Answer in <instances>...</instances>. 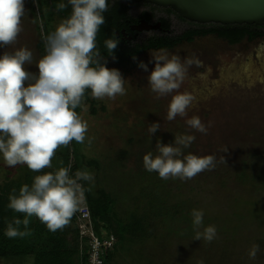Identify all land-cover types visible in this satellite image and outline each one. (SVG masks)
Returning a JSON list of instances; mask_svg holds the SVG:
<instances>
[{"label":"rangeland","instance_id":"rangeland-1","mask_svg":"<svg viewBox=\"0 0 264 264\" xmlns=\"http://www.w3.org/2000/svg\"><path fill=\"white\" fill-rule=\"evenodd\" d=\"M24 9L17 43L0 46V56L26 47L33 53V63L26 64L25 71L38 74L39 21L33 18L29 0H24ZM145 9L132 5L128 12L134 16ZM154 16L162 15L157 12ZM169 21L172 34L188 27L175 17ZM60 22L57 17L48 22L47 34ZM148 35L143 32L138 38ZM158 51L147 50L135 58L147 65V72L138 66L117 67L111 60L105 61L127 81L126 94L115 100L90 96L95 114H90L88 103L79 114L87 122L88 131L85 142L76 143L78 150L97 166H83L94 176V182H88L90 191L102 188L110 193L121 216L132 209L150 214L147 233L119 240L108 264H264V37L229 44L206 35L166 50L182 59L195 56L203 63L189 69L179 91L195 97L189 117L199 116L207 134L191 129L187 118L166 119L171 97L156 99L147 81L154 67L149 63L150 54ZM152 123L161 127L150 136L148 126ZM178 134L195 136L190 147L184 149L185 155H214L216 167L187 181L162 180L158 173H149L143 167V156L148 152L155 156L158 140L170 145ZM221 157L225 164L220 162ZM24 168L7 167L0 158V186L21 175ZM158 203L163 215L156 213ZM193 209L203 211V226H215L217 237L212 242L193 240ZM253 244L261 249L255 260L248 257ZM0 264L4 260L0 259Z\"/></svg>","mask_w":264,"mask_h":264},{"label":"clouds","instance_id":"clouds-1","mask_svg":"<svg viewBox=\"0 0 264 264\" xmlns=\"http://www.w3.org/2000/svg\"><path fill=\"white\" fill-rule=\"evenodd\" d=\"M69 6L70 15L43 37L45 54L35 62L38 74L25 71L24 66L33 63V53L26 47L0 56V158L7 167L25 165L36 173L52 168V159L59 148L68 147L72 141L85 142L88 124L75 109L82 107L86 91L90 90V96L96 100H115L126 94L127 81L119 70L104 66L97 44V35L105 23L103 14L109 8L108 0H67V3H58L56 10L63 11ZM24 15V0H0V46L17 43ZM118 43L117 39H106L104 48L111 54ZM150 55L149 63L154 64L147 77L150 90L156 99L171 97L166 119L187 118L185 122L191 129L207 134L208 129L199 116L189 117L195 97L179 91L189 69L194 65L202 67V61L195 56L182 59L165 49ZM138 67L148 71L143 62ZM160 127L158 123L148 126L150 136ZM194 140V135L181 134L170 145H162L158 140L157 154H145L143 167L149 173H158L162 180L181 181L213 170L217 164L214 155L184 154V149ZM88 143L91 144V139ZM227 150L225 147L223 151ZM220 162L225 164L223 157ZM70 169L71 166L60 167L54 172L36 175L30 186L24 184L19 188L18 194L12 189L7 207L24 214L25 218L7 224V238L30 236V217H36L51 232L69 224L84 201L85 192L91 190L80 182L90 185L94 182L89 171L77 170L70 175ZM203 216L202 210L191 212L193 240L210 243L216 239L217 230L212 225L203 226ZM260 251V246L253 244L249 259L255 260Z\"/></svg>","mask_w":264,"mask_h":264},{"label":"trees","instance_id":"trees-1","mask_svg":"<svg viewBox=\"0 0 264 264\" xmlns=\"http://www.w3.org/2000/svg\"><path fill=\"white\" fill-rule=\"evenodd\" d=\"M40 9L46 24L54 17L60 20L67 18L70 15L71 7L69 6L63 11H57L56 5L60 2L67 3V0H39ZM31 12L35 21H39V26L36 30L39 34V42L37 50L40 58L45 54L43 27L39 18V9L36 0H29ZM131 3L128 0H108V11L105 12V23L101 26L97 35V44L100 49L102 63L111 60L115 66L127 65L129 67L138 66L139 62L133 61L137 55L144 53L147 50L171 49L182 42H191L195 37L206 35H215L218 38L225 40L229 44L238 43L244 38L252 40L254 38L264 37V23L261 26L256 25H219V24H196L188 22L180 18L170 9H161L152 5V8L173 13L181 21L189 24V28L182 31L180 34H172L169 29L167 19H160L164 30L152 33L144 38L136 39L132 37L123 40L115 37V31L119 32L121 28L125 31L129 30L128 23L136 22V18L128 14V7ZM153 16L151 12L143 11L140 16L145 21H149ZM47 31V30H46ZM121 36V34H119ZM114 38L119 41L117 47L109 54L104 48V40ZM105 67H107L104 64ZM108 68V67H107ZM89 104V112L95 114L93 100L90 98V90L85 93L83 102ZM83 106V105H82ZM82 107L75 109L80 114ZM103 109V107H101ZM122 158L125 154L121 155ZM55 163L52 168H46L40 173L30 171L26 166L21 175L0 186V259L4 260V264H85L86 256L84 254L85 247L80 251L77 228L74 223V216L69 224L64 228L55 232L49 231L36 217H30L28 229L31 231L30 236L24 238L9 239L5 235V230L8 223L14 219L23 220L24 214L16 213L7 207L8 197L12 193V189L19 188L32 183L33 177L46 172H54L60 167H69L70 175L77 170H83V166L97 167L95 161L87 160L80 154L77 144L72 141L68 147H61L56 151ZM62 161V163H61ZM86 189L89 188L88 182L81 181ZM115 199L102 188L95 189L93 192L86 191L83 203L88 207L92 228L94 233L99 237H105L108 234L113 235L115 241L112 249L107 253L104 261L108 264V260L117 251L119 240L128 238L133 239L137 236H143L149 229V213L138 214L134 209L125 214L119 215L114 206ZM153 205V204H152ZM160 209V210H159ZM155 212L159 214L162 209L161 204L155 208ZM161 212V215L163 213ZM21 230L23 225L20 226Z\"/></svg>","mask_w":264,"mask_h":264},{"label":"water","instance_id":"water-1","mask_svg":"<svg viewBox=\"0 0 264 264\" xmlns=\"http://www.w3.org/2000/svg\"><path fill=\"white\" fill-rule=\"evenodd\" d=\"M132 3L149 4L162 9H170L180 18L196 24L256 25L264 23V0H128ZM39 18L46 36L44 18L40 2L36 0ZM140 20L137 30L156 28ZM118 32H115V36Z\"/></svg>","mask_w":264,"mask_h":264},{"label":"built area","instance_id":"built-area-1","mask_svg":"<svg viewBox=\"0 0 264 264\" xmlns=\"http://www.w3.org/2000/svg\"><path fill=\"white\" fill-rule=\"evenodd\" d=\"M73 216L77 228L80 251L85 247V264H107L104 258L113 247L115 241L113 235L108 234L99 238L94 233L88 207L83 202Z\"/></svg>","mask_w":264,"mask_h":264},{"label":"flooded vegetation","instance_id":"flooded-vegetation-1","mask_svg":"<svg viewBox=\"0 0 264 264\" xmlns=\"http://www.w3.org/2000/svg\"><path fill=\"white\" fill-rule=\"evenodd\" d=\"M131 4L129 5V6H132V5H134V6H142V7H145L146 9L145 10H142V11H140L139 13H137L136 15H134V16H132V17H134V18H136V22H134V23H128V25H129V30L128 31H125L124 30V28H121L120 29V31L118 32V35L117 36H115L116 38H119L120 37V39H122L123 40V37H125L127 40H130L132 37H135L136 39L138 38V36L141 34V33H143V32H147V33H150V34H152V33H155V32H159V31H162V30H164V28L162 27V25H161V20L160 19H167V21H168V24H169V29H170V17H175L176 19H178L176 16H175V14H173V13H166L165 11H162V10H158V9H155V8H152L151 6H149V4H139V3H132V2H130ZM156 7V6H155ZM162 9V8H161ZM128 10H129V7H128ZM143 11H147V12H151L152 14H153V16L150 18V20L149 21H145L143 18H141V17H139L140 16V14H141V12H143ZM157 12H159V13H161V15L162 16H158V17H155L154 15H155V13H157ZM128 14L130 15V13L128 12ZM140 20H143V21H145L146 22V24L147 25H149V26H153V25H157L156 26V28H149V29H141V30H137L136 29V26H137V24H138V22L140 21ZM179 21H181L180 19H178ZM181 22H183V23H186L187 25H188V27H186L185 29H188L189 28V24L187 23V22H185V21H181ZM185 29H183L182 31H184ZM181 31V32H182ZM115 32H117V31H115ZM180 32V33H181ZM180 33H178V34H180ZM119 34H121V36L119 35ZM217 37V36H216ZM139 39V38H138ZM254 39H257V38H254ZM254 39H252V40H248V39H246V38H244V40H246L248 43L249 42H251V41H253ZM239 43V42H238ZM234 44H236V43H234ZM172 49V48H171ZM167 50H169V49H167ZM143 54V53H142ZM141 55V54H140ZM137 56H139V55H137ZM136 56V57H137ZM135 57V58H136ZM135 58H134V60H135ZM133 60V61H134ZM133 67H137V66H133Z\"/></svg>","mask_w":264,"mask_h":264}]
</instances>
